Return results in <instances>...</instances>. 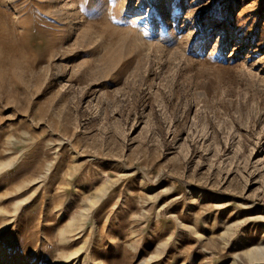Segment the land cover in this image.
I'll list each match as a JSON object with an SVG mask.
<instances>
[{
    "label": "rangeland",
    "instance_id": "1",
    "mask_svg": "<svg viewBox=\"0 0 264 264\" xmlns=\"http://www.w3.org/2000/svg\"><path fill=\"white\" fill-rule=\"evenodd\" d=\"M0 264H264V0H0Z\"/></svg>",
    "mask_w": 264,
    "mask_h": 264
}]
</instances>
